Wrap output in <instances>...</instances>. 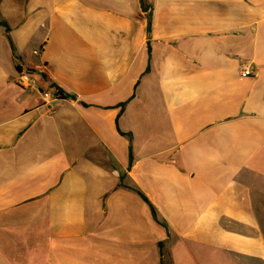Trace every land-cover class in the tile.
Instances as JSON below:
<instances>
[{"label":"crops","instance_id":"obj_1","mask_svg":"<svg viewBox=\"0 0 264 264\" xmlns=\"http://www.w3.org/2000/svg\"><path fill=\"white\" fill-rule=\"evenodd\" d=\"M167 257L264 264V0H0V264Z\"/></svg>","mask_w":264,"mask_h":264},{"label":"built area","instance_id":"obj_2","mask_svg":"<svg viewBox=\"0 0 264 264\" xmlns=\"http://www.w3.org/2000/svg\"><path fill=\"white\" fill-rule=\"evenodd\" d=\"M42 53L43 48L35 51L36 56H40ZM35 75L36 74L33 71L21 72L18 80L19 85L27 89L40 90L43 93L47 103H52L62 98L61 91L58 88L46 89ZM242 75L244 77H252L254 76V72L251 68H244Z\"/></svg>","mask_w":264,"mask_h":264},{"label":"trees","instance_id":"obj_3","mask_svg":"<svg viewBox=\"0 0 264 264\" xmlns=\"http://www.w3.org/2000/svg\"><path fill=\"white\" fill-rule=\"evenodd\" d=\"M6 26H7V28L10 30V27L7 25V24H5ZM150 30H151V28H150ZM61 94H62V96L64 95V93L63 92H61ZM137 192H139V194L152 206V209H153V213L155 214V217L158 219V213H157V210H156V208L151 204V202H150V200L148 199V197L143 193V192H141V191H139V190H136ZM160 247H161V253H162V256H163V259H164V256H165V254H164V247H165V244L164 243H161L160 244Z\"/></svg>","mask_w":264,"mask_h":264},{"label":"rangeland","instance_id":"obj_4","mask_svg":"<svg viewBox=\"0 0 264 264\" xmlns=\"http://www.w3.org/2000/svg\"><path fill=\"white\" fill-rule=\"evenodd\" d=\"M165 264H170V259H169V257L166 258V262H165Z\"/></svg>","mask_w":264,"mask_h":264}]
</instances>
